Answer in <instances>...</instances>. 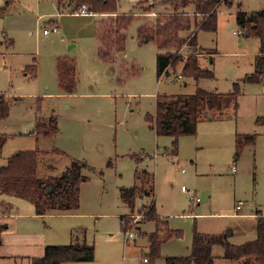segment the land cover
<instances>
[{
  "label": "rangeland",
  "instance_id": "1",
  "mask_svg": "<svg viewBox=\"0 0 264 264\" xmlns=\"http://www.w3.org/2000/svg\"><path fill=\"white\" fill-rule=\"evenodd\" d=\"M174 1L117 0L118 13L132 18L124 29L125 51L112 62L98 54L99 22L108 14H77L78 8H59L57 0H0V94L10 105L9 115L0 119V134L7 136L0 168L16 152L39 147L47 151L38 158L40 177L60 175L73 159L83 162L87 177L74 211L38 215L31 201L0 194V211L9 224L1 235L0 264H31L46 245L82 239V230L95 244V259L71 264H168V256L191 253L195 229L214 235L230 229L227 235L236 244L256 238L255 216L264 214V80L244 79L256 69L259 38L234 31L242 29L239 12L263 9L264 0L223 3L217 31L197 30L201 65L215 72L214 79L199 84L228 92L239 82L240 106L235 117L231 109L225 119L199 122L195 134L180 137L177 153L173 136L158 135L147 116L155 114L158 98L194 93L197 83L180 75L182 63L158 77L157 54L164 50L140 36V27L173 9ZM193 8H186L191 16ZM62 56L76 63L72 93L59 85L56 63ZM52 114L58 117L57 134L37 135V120ZM236 132L257 136L256 145L244 147L239 158H234ZM144 169L154 174L155 190L153 196L137 197L136 210L155 202L157 214L181 231L163 242L153 259L149 235L155 221L145 220L141 211L131 213L121 198V188L134 185L136 172ZM239 201L242 210L235 206ZM124 222L135 236L126 239ZM222 254V246L214 245V264H229ZM147 256L151 260L144 263Z\"/></svg>",
  "mask_w": 264,
  "mask_h": 264
},
{
  "label": "trees",
  "instance_id": "2",
  "mask_svg": "<svg viewBox=\"0 0 264 264\" xmlns=\"http://www.w3.org/2000/svg\"><path fill=\"white\" fill-rule=\"evenodd\" d=\"M59 8L79 9L86 5L89 12L108 14L99 22L97 31L98 54L105 61H114L119 52L125 51L124 29L131 21L129 13H118L117 0H57ZM150 3V0H149ZM231 4L233 0H175L173 9L157 13L152 23L140 27V36L144 41H155L164 52L157 54L158 77L170 73L171 67L182 63L181 76L193 77L197 88L191 94H176L157 99L156 112L148 115L147 119L158 135L173 136L175 151H178V142L184 135H193L197 131L198 123L204 120L225 119L227 111L232 110L235 117L239 108L241 88L239 82L234 83L232 91L220 92L204 88L199 82L203 79H214L215 72L201 65L200 56L203 48L198 45L197 30L217 31L220 6ZM151 5V4H149ZM142 9H149L138 4ZM143 6V7H142ZM194 6L193 16L186 10ZM147 11V10H146ZM239 21L243 36L259 38V52L255 57L256 69L244 79L249 82L264 80V8L246 13L239 12ZM196 29L195 33L181 37L183 30ZM13 44V39L10 38ZM184 46L189 48L188 54H183ZM57 75L61 89L65 93L75 91L78 75L76 63L67 57H58ZM10 113L9 99L6 94H0V119ZM258 117L257 123L261 122ZM59 131L58 117L55 114L48 119L37 120L35 133L45 137L53 136ZM7 140L5 134H0V149ZM257 136L255 133H237L235 137L234 158H239L244 147H254ZM61 152L59 149H54ZM47 153L39 147L20 150L13 154L6 165L0 168V194L20 197L31 201L38 215H45L50 211H74L80 207L81 183L87 179L83 174V162L73 159L70 165L60 175L40 177L38 175V158ZM136 183L121 188L122 201L131 208V213L142 212L144 219H153L156 229L149 235L150 257L160 255L162 243L181 236V231L169 226L168 221L156 212L155 202L148 207L136 210L138 196L154 195L155 176L147 169L136 172ZM126 216H124L125 218ZM256 238L240 244L229 240L227 234L217 235L194 230L191 253L187 256H168V264H209L215 258L214 245L223 248L222 257L229 264H264V214H256ZM7 224H0L1 234ZM128 223L124 222L125 232ZM78 236L70 244L46 245L44 254L33 257L31 264H71L77 261H92L95 259V244L89 243L85 237ZM82 240V241H81ZM148 262L150 258L147 256Z\"/></svg>",
  "mask_w": 264,
  "mask_h": 264
},
{
  "label": "built area",
  "instance_id": "3",
  "mask_svg": "<svg viewBox=\"0 0 264 264\" xmlns=\"http://www.w3.org/2000/svg\"><path fill=\"white\" fill-rule=\"evenodd\" d=\"M75 13H77V14H89L90 12L88 10V7L86 5H83L79 9L75 10ZM56 29H57V26L54 27V30H56ZM47 31L48 30L45 29V32H47ZM234 33H239V34H242V36H243V30L234 31ZM236 170H237V168L234 165L233 166V171H236ZM182 189L185 190V191L187 190V188L185 186H182ZM192 199H195L194 198V194H192ZM242 207H243V201H239L237 203V209H241ZM135 235L136 234L134 232L129 230V231L126 232V239H129V238H131V237H133ZM147 261H148V258L144 257V263H146Z\"/></svg>",
  "mask_w": 264,
  "mask_h": 264
},
{
  "label": "crops",
  "instance_id": "4",
  "mask_svg": "<svg viewBox=\"0 0 264 264\" xmlns=\"http://www.w3.org/2000/svg\"><path fill=\"white\" fill-rule=\"evenodd\" d=\"M101 15H104V14H101ZM201 47V46H200ZM239 104H240V102H239ZM240 106V105H239ZM220 120H222V119H220ZM238 132H236V134H237ZM235 137H236V135H235ZM238 203V202H237ZM237 203H236V208H237ZM243 209V207L241 208V209H238V210H242ZM3 211V210H2ZM2 211H0V224H7V228L5 229L6 231H7V229L9 228V224H8V222H6V220H4V218H6L5 217V215H4V211L2 212ZM2 212V213H1ZM5 230L2 232V234L1 235H3V233L5 232ZM9 230V229H8ZM75 230V229H74ZM74 230H73V232H74ZM74 236V235H73ZM0 244H2V240H1V243ZM215 258L214 259H212L211 261H209V264H214L215 263ZM77 262H79V261H77Z\"/></svg>",
  "mask_w": 264,
  "mask_h": 264
},
{
  "label": "water",
  "instance_id": "5",
  "mask_svg": "<svg viewBox=\"0 0 264 264\" xmlns=\"http://www.w3.org/2000/svg\"><path fill=\"white\" fill-rule=\"evenodd\" d=\"M227 234H228V235L232 234V230L229 229V230L227 231Z\"/></svg>",
  "mask_w": 264,
  "mask_h": 264
}]
</instances>
